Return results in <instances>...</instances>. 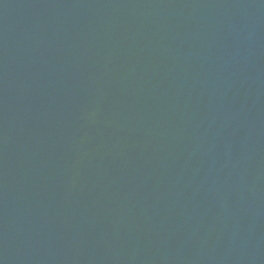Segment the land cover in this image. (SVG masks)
<instances>
[{
  "label": "water",
  "instance_id": "water-1",
  "mask_svg": "<svg viewBox=\"0 0 264 264\" xmlns=\"http://www.w3.org/2000/svg\"><path fill=\"white\" fill-rule=\"evenodd\" d=\"M0 264H264V0H0Z\"/></svg>",
  "mask_w": 264,
  "mask_h": 264
}]
</instances>
